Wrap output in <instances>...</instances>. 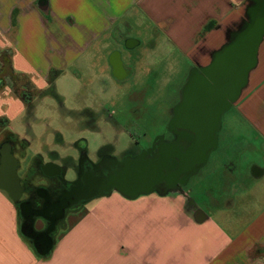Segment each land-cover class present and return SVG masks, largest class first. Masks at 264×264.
<instances>
[{
	"label": "crops",
	"instance_id": "crops-1",
	"mask_svg": "<svg viewBox=\"0 0 264 264\" xmlns=\"http://www.w3.org/2000/svg\"><path fill=\"white\" fill-rule=\"evenodd\" d=\"M254 3L0 0V51L11 52L13 68L39 92L91 50H105L97 68L124 82L135 74L124 53L131 60L130 53L145 43L132 32L157 34L156 43L150 39L147 46H159L164 37L169 51L207 64L245 28ZM114 44L125 51H110ZM112 52H118L126 70L122 79L111 67ZM134 63L149 67L142 56ZM12 98L15 102L7 104ZM17 99L11 86L0 92V146L13 135L8 122L23 110ZM142 101L146 105L149 99ZM213 154L216 167L205 172ZM249 158L250 173L244 175L241 162ZM39 250L21 230L17 204L0 189V264H264V39L246 87L222 117L218 146L204 166L177 188L135 198L114 190L88 202L68 214L50 255L42 257Z\"/></svg>",
	"mask_w": 264,
	"mask_h": 264
},
{
	"label": "rangeland",
	"instance_id": "rangeland-1",
	"mask_svg": "<svg viewBox=\"0 0 264 264\" xmlns=\"http://www.w3.org/2000/svg\"><path fill=\"white\" fill-rule=\"evenodd\" d=\"M143 33L140 36L139 32H132L145 42L130 53L132 59H128V52L124 53L126 62L130 61L129 67L135 70L131 79L119 82L111 74L104 75L97 63H101L107 52L91 50L79 54L61 73L53 75L54 81L47 83L45 90L52 89L54 95L51 92L40 98L34 94L28 96V103L18 97L16 102L23 110L8 125L13 134L10 136L28 156L27 159L23 152L17 153L20 178L39 157L67 169L65 180L73 182L78 177L83 154L91 162H100L104 156L121 160L126 151L133 152V146L148 144L156 136L159 121L164 117L161 114L169 112L176 102L181 84L198 59L194 54L192 62L183 52L169 51L164 37L157 48H151L146 43L152 39L156 43L157 34L149 38ZM119 46L114 44L110 51ZM118 49L125 51L123 47ZM139 56L146 58L148 68L134 63ZM143 86L145 95L140 92ZM7 87L10 85L1 86L0 92ZM140 97L149 99L141 114L131 111L140 106ZM14 102L12 98L6 103ZM214 160L213 154L205 172L215 169ZM250 163V158L242 160V174L250 173Z\"/></svg>",
	"mask_w": 264,
	"mask_h": 264
},
{
	"label": "water",
	"instance_id": "water-1",
	"mask_svg": "<svg viewBox=\"0 0 264 264\" xmlns=\"http://www.w3.org/2000/svg\"><path fill=\"white\" fill-rule=\"evenodd\" d=\"M263 39L264 0H255L247 25L237 33L234 41L213 55L210 65L201 70L202 76L192 72L188 77L182 102L176 106L172 120L174 127L190 134L186 149L177 142L168 148L169 152L163 147L158 148L153 159L139 158L123 162L114 158L103 160L96 165L97 171L92 176L73 182L75 187L65 198L68 200L76 195L85 205L114 190L127 198H135L154 190L166 191L173 178L185 175L186 181L206 164L210 154L216 150L222 117L246 87L249 74L256 66ZM12 149L9 141L0 146V189L6 191L18 205L25 188L18 175L21 164ZM47 166L54 170L53 176L65 179L67 169L54 163ZM67 200L61 203L60 209ZM21 205L23 207L24 203ZM55 226L56 223L48 229V234L54 231ZM54 243L55 240L46 235L39 254L42 257L50 255Z\"/></svg>",
	"mask_w": 264,
	"mask_h": 264
},
{
	"label": "flooded vegetation",
	"instance_id": "flooded-vegetation-1",
	"mask_svg": "<svg viewBox=\"0 0 264 264\" xmlns=\"http://www.w3.org/2000/svg\"><path fill=\"white\" fill-rule=\"evenodd\" d=\"M237 33L239 32H235L234 36L232 35L230 40L225 45L232 43ZM111 61L113 62L111 67L112 69L114 68L118 78H124L126 70L119 65L118 52L111 53ZM211 61L212 58L207 64H201L198 60L193 62L192 70L187 74L185 81L180 86L178 99L176 102H174L172 107H170L171 109L169 108V112L166 111L165 114H161V116L164 117L159 121L158 127L156 129V136H154V138H152L148 144L137 142L138 144L133 146L134 148H131L133 149L132 153L127 151L126 154L123 155V159H118L120 162L136 160L139 158H145L146 160L150 158L153 159L157 155L158 148L163 147L166 150L177 142L181 147L186 149V146L189 143L190 134L186 130L177 129V127L173 126L172 120L176 114L175 108L182 102L183 88L188 81L189 75L193 72L196 73L197 76H202L201 70L209 66ZM139 101L140 106L138 107L140 108L137 107L138 112L141 109H145L142 97H140ZM6 140L14 145V152H21V149L17 148V142L13 137L8 136ZM166 151L169 152L170 149ZM81 159L84 161L82 160V164L80 163V167L78 166L77 168L78 177L75 179V181L78 179V181H82L84 178H89L97 171V164L103 160L111 159V157L104 156L100 162H91L87 160L86 156L83 154ZM48 163L51 162H45L39 157L34 159L32 167L26 171L25 176L21 180V184L25 188V193L21 198V202L17 205L19 210V223L21 230L25 237H27L37 249L41 248L43 239L46 235L50 237V239L55 240L58 231L64 226L68 214L71 211L83 206L76 195H73L68 200L65 198V195L70 193L72 188L75 187V184L73 183L75 181L67 182L60 176H53L52 174L54 170L47 166ZM184 181L185 175L173 178L171 181H169L171 185H168V188H177L179 185H182L186 182ZM164 184L167 183L165 182ZM65 200H67L66 205H63V208L60 209L61 203ZM22 203H24L23 207L21 205ZM53 222L56 223L55 229L52 233L48 234V229L53 227Z\"/></svg>",
	"mask_w": 264,
	"mask_h": 264
},
{
	"label": "trees",
	"instance_id": "trees-1",
	"mask_svg": "<svg viewBox=\"0 0 264 264\" xmlns=\"http://www.w3.org/2000/svg\"><path fill=\"white\" fill-rule=\"evenodd\" d=\"M0 56L3 59V63L0 64V87L9 84L17 97L23 99L25 103L30 100L28 96H33L34 94H38L40 98L51 92L54 95L52 89L42 92L37 91L25 75L15 72L10 59L11 52L0 51Z\"/></svg>",
	"mask_w": 264,
	"mask_h": 264
}]
</instances>
